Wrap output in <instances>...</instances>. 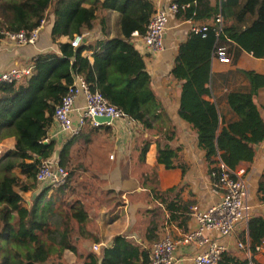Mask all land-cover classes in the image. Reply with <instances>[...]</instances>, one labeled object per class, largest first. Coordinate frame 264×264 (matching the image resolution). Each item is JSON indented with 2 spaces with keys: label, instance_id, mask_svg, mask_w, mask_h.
Instances as JSON below:
<instances>
[{
  "label": "trees",
  "instance_id": "trees-1",
  "mask_svg": "<svg viewBox=\"0 0 264 264\" xmlns=\"http://www.w3.org/2000/svg\"><path fill=\"white\" fill-rule=\"evenodd\" d=\"M243 1L241 6L239 0L223 2L224 24L218 33L215 18L219 7L211 0H172L178 6L176 18L207 26L200 33L190 31L187 40L180 44L172 74L182 84L179 115L195 130L213 181L214 173L221 171L217 168L219 163L235 171L242 162H253L254 147L264 142V121L254 103L264 88L263 75L238 71L249 87L221 98L236 117L230 122L225 120L217 100L206 99L216 98L211 60L218 57L219 51L232 64L244 52L264 58V0ZM100 10L120 14L122 36L72 47L71 41L76 36L93 29ZM154 13L150 0H0V31L30 35L52 14V41L59 49V53L48 52L34 58L30 76L0 85V141L15 138L14 149L0 156V264H68L63 258L66 250L76 255L75 264H99V255L79 242L100 241L87 231L90 226L87 221L78 228L74 226L70 205L65 201V187L43 189L36 175L41 163L58 148L57 141L49 139L47 133L54 122L56 107L76 77H82L92 91H99L129 119L152 128L155 112L162 105L152 90L143 56L132 42L134 33L146 34ZM62 37H68L69 42L59 43ZM87 50L93 52V62L83 55ZM110 65L119 74L114 82L108 75ZM176 137L173 131L165 135V140L170 144ZM150 144V141L143 143L141 160ZM169 144L158 151V163L185 174L187 166L180 159L181 147ZM67 152V146L60 151L64 167ZM50 191L51 197L46 201ZM257 191L259 202L264 203V175ZM29 192L35 195L31 206L26 198ZM181 192L179 187L161 192L159 201L168 212L167 223L183 228L193 202L180 198ZM157 232V223L152 222L145 236L148 245L158 239ZM76 236L80 237L79 242ZM249 236L250 250L255 255L264 238V216L249 220ZM143 245L125 235L118 236L105 248L102 264H151L150 249ZM218 264L259 263L225 252Z\"/></svg>",
  "mask_w": 264,
  "mask_h": 264
},
{
  "label": "crops",
  "instance_id": "crops-1",
  "mask_svg": "<svg viewBox=\"0 0 264 264\" xmlns=\"http://www.w3.org/2000/svg\"><path fill=\"white\" fill-rule=\"evenodd\" d=\"M150 1L155 11L165 9L172 3V0ZM211 2L219 7L218 14H222V7L220 8L218 0H211ZM244 2L239 0V5H243ZM98 14L99 19L93 29L83 35L85 45L122 36L121 16L117 11L100 10ZM103 19L105 23L102 22ZM53 23L54 16L48 14L35 45L20 46L7 39H0V73L19 68H31L32 60L37 56L48 52L59 53L58 46L52 41ZM189 32L190 25L172 14L169 19V29L164 36L162 52L158 54L150 52L143 37H133L132 44L143 56L146 70L151 77L152 90L162 105L161 110L155 112L152 128H146L135 121L131 126H127L123 121H115L109 129L94 128L88 124L79 136L71 140L65 139L55 122L48 130V138L58 143L53 156L56 155L60 159V164L63 160L60 155L61 149L64 146L68 149L65 167L69 169V178L65 188H61L65 189L66 194L69 193L65 196V201L70 205L73 224L78 228L87 221L86 224H90L87 231L100 241V243H91L88 240L79 242L80 237L76 236V242L83 247L93 250L94 245L103 244L101 250L111 246L116 237L125 235L139 244L143 242V246H148L151 254L152 245L165 234H170L174 240H178L181 235L195 228L194 208L206 210L218 201V196L212 187L213 179L208 173L209 166L205 152L199 148L197 134L192 125L179 115L182 84L173 76L172 70L178 57L180 44L187 40ZM67 42H69L68 37L59 39V43ZM83 55L91 62L94 61L91 50L85 51ZM239 70L254 71L264 76V58H256L244 52L236 64L222 63L218 57H213L211 60V75L216 98L206 97V99L219 102L227 122L236 117L231 113L227 102L221 98L231 91L249 87L248 81L238 73ZM108 75L112 82L119 78V74L112 65L108 67ZM254 103L264 121V88L258 92ZM84 104L83 98L76 102L77 107H83ZM173 131L176 132L177 137L169 144L165 140V135ZM140 136L142 142L138 143ZM145 141H150L151 144L144 160H141L140 149ZM167 143L173 148L181 147L180 159L187 166L185 174L180 169L168 170L158 163L157 153ZM14 145V137L1 140L0 156L6 151L13 150ZM254 150L256 155L253 162H242L235 171L229 170L218 158L221 163L217 168L242 174V177L247 180L248 210L246 219L238 225L231 239L224 240L215 233L207 235L213 241L225 244V252L240 259L251 258L262 264V255L257 249L255 255L250 250L249 220L254 216H264V203L259 202L257 196L258 185L264 175V142L255 146ZM174 187L182 190L180 198L186 202H193L189 208V220L186 225L183 224V228L167 223L168 212L159 201L161 192ZM47 189L59 188L47 187ZM152 222L157 223L158 237L160 235L161 237L152 245H148L145 236ZM262 241L264 238L261 244ZM239 243H243L249 250L250 257L246 249H239ZM100 250L93 251L99 255ZM205 250L206 247L195 245L179 247L176 252L177 264H192V257ZM63 258L68 264L78 261L76 255L69 250L64 252Z\"/></svg>",
  "mask_w": 264,
  "mask_h": 264
},
{
  "label": "built area",
  "instance_id": "built-area-1",
  "mask_svg": "<svg viewBox=\"0 0 264 264\" xmlns=\"http://www.w3.org/2000/svg\"><path fill=\"white\" fill-rule=\"evenodd\" d=\"M225 1L218 0L220 8ZM177 12L178 6L174 3H171L165 9L155 11L146 34L141 36L150 52L158 54L164 50V36L169 29L170 15H176ZM185 22L190 25V31L192 32L200 33L207 30L206 25L191 20ZM215 24L218 25V33H220L224 24L221 13L216 16ZM43 25L44 22L30 35L25 32L9 33L0 31V39H7L20 46L35 45ZM134 36L138 37L139 35L134 33ZM83 41V35L76 36L71 41V45L77 48ZM217 55L222 63H230L223 51H219ZM30 74L31 68H19L0 73V85L20 82ZM80 98H83L85 102L83 107L76 106V102ZM95 117H108L110 122L101 124L95 121ZM115 121H123L127 126L134 123L121 109L110 104L99 91H92L82 77L75 78L73 85L56 107L54 113V122L59 126L61 133L67 140L79 136L88 124L94 128H101L110 127ZM214 176L215 180L212 187L218 196V201L206 210L193 209L195 228L191 232L181 235L178 240H174L170 234H165L159 241L154 243L151 247V264H177V249L186 245L206 247L203 253L192 257V264H218L222 254L226 251V245L213 241L207 234L215 233L224 240L233 237L238 225L247 217L248 185L242 174L233 173L225 168H222L218 173L215 172ZM68 178V171L60 164V159L56 155L43 161L36 175L37 183L42 188L64 187ZM102 246L103 244L94 245L93 250L98 252ZM238 247L240 250L246 249L243 243H239ZM246 251L250 257L249 250L246 249ZM257 251L262 255V264H264V241L257 248Z\"/></svg>",
  "mask_w": 264,
  "mask_h": 264
},
{
  "label": "rangeland",
  "instance_id": "rangeland-1",
  "mask_svg": "<svg viewBox=\"0 0 264 264\" xmlns=\"http://www.w3.org/2000/svg\"><path fill=\"white\" fill-rule=\"evenodd\" d=\"M133 130H135L136 132L138 131V130H136V129H133ZM141 135V134H140ZM142 137L140 136V138L138 139V143H141L142 141ZM66 169H67V171L69 172V169L67 168V167H65ZM67 194H69L68 192H67ZM67 194L65 195V196H67ZM51 195V191L49 192V194H47V196L45 197V200L46 201H48L49 200V198L51 197L50 196ZM35 195H34V193L33 192H29V193H27L26 194V198H27V201H28V205H32V203H33V197H34ZM160 237H161V235H160ZM160 237H158V239L160 238ZM157 239V240H158ZM155 242V241H154ZM152 245V244H151ZM76 263V262H75ZM74 263V264H75Z\"/></svg>",
  "mask_w": 264,
  "mask_h": 264
},
{
  "label": "water",
  "instance_id": "water-1",
  "mask_svg": "<svg viewBox=\"0 0 264 264\" xmlns=\"http://www.w3.org/2000/svg\"><path fill=\"white\" fill-rule=\"evenodd\" d=\"M96 122L98 123H104V122H110V118L108 117H95L94 118ZM105 257V247L102 248L99 252V264H102Z\"/></svg>",
  "mask_w": 264,
  "mask_h": 264
}]
</instances>
